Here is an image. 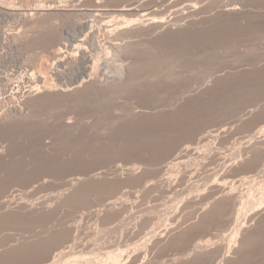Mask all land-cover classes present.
<instances>
[{
    "label": "rangeland",
    "instance_id": "obj_1",
    "mask_svg": "<svg viewBox=\"0 0 264 264\" xmlns=\"http://www.w3.org/2000/svg\"><path fill=\"white\" fill-rule=\"evenodd\" d=\"M0 264H264V0H0Z\"/></svg>",
    "mask_w": 264,
    "mask_h": 264
},
{
    "label": "bare ground",
    "instance_id": "obj_2",
    "mask_svg": "<svg viewBox=\"0 0 264 264\" xmlns=\"http://www.w3.org/2000/svg\"><path fill=\"white\" fill-rule=\"evenodd\" d=\"M53 8H54V7H53ZM149 9H150V8H149ZM39 10H40V9H39ZM41 10H42V9H41ZM45 10H46V9H45ZM48 10H49V9H48ZM51 10H52V8H51ZM51 10H50V11H51ZM121 10H122V9H121ZM119 11H120V10H119ZM123 11H124V9H123ZM34 13H35V12H34ZM35 14H36V13H35ZM43 14H44V12H43ZM45 14H46V13H45ZM31 16H33V14H32ZM41 16H43V15H41ZM33 22H34V21H33ZM125 25H126V24H125ZM125 25H124V26H125ZM126 26H127V25H126ZM112 27H113V26H112ZM114 27H115V26H114ZM114 27H113V28H110V29H114ZM124 28H125V27H124ZM126 28H127V27H126ZM128 28H129V27H128ZM109 31H110V30H109ZM110 32H111V31H110ZM67 33H68V32H67ZM60 35H61V34H60ZM93 36L95 37V35H93ZM73 37H74V36H73ZM62 38H63V37H62ZM14 39H15V38H14ZM58 39H59V38H58ZM74 39L76 40V38H74ZM67 41H68V40H67ZM88 41H89V40H88ZM16 42H17V41H16ZM71 46H72V45H71ZM70 123H71V122H70ZM70 123H69V124H70ZM73 123H74V122H73ZM68 126H69V125H68ZM48 145H49V144H48ZM49 147H50V146H49ZM224 258L226 259L225 256H224ZM225 259H224V260H225Z\"/></svg>",
    "mask_w": 264,
    "mask_h": 264
}]
</instances>
